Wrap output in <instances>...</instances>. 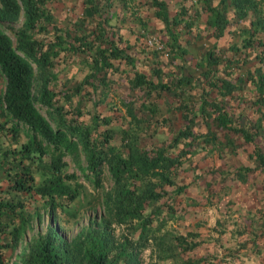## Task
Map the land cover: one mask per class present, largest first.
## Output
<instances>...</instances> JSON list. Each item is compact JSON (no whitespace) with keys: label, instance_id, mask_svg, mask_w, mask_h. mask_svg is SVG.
Returning <instances> with one entry per match:
<instances>
[{"label":"trees","instance_id":"16d2710c","mask_svg":"<svg viewBox=\"0 0 264 264\" xmlns=\"http://www.w3.org/2000/svg\"><path fill=\"white\" fill-rule=\"evenodd\" d=\"M48 1L0 0V21L15 20L21 11L24 17L22 28L13 32L15 43L0 26V77L4 82L0 93V135L8 142L7 146L0 148V264H4L3 250L15 247L25 224L23 204L19 200L5 198V193H31L44 199L51 207L69 206L79 198L82 185L76 181L74 174L63 173V157L80 154L85 165L78 170L94 189L102 187L101 174L104 169L112 183L111 189L101 196L104 214L98 222L101 229L87 226L61 246L56 243L55 229L48 227L43 235L33 240L18 264H141L137 254L153 237L155 230L151 226L152 221L158 219L163 211V207L155 203L169 196H178L185 189V184L173 181L185 155L198 147L207 148L204 145H208L207 149L210 150L226 151L229 148L235 153L236 146L232 139L239 138L250 146L248 157L253 165L233 169L232 177L245 182L247 173L264 175V140L256 136L264 127V64L251 70L247 68L246 74L241 73L231 81L226 76L230 73L220 72L217 67L221 63L222 67L229 68L231 60L221 50L212 47L203 51L195 63L196 67L202 68L199 73L201 80L175 72H168L163 79L158 61L152 62L154 64L150 68V76H154L155 80L135 70L129 75L125 73L124 79L130 90H134L135 96L149 98L152 94L158 96L163 92L176 98L178 103L172 109L179 111L182 124L165 145L140 148L131 127L120 131V143L115 145L114 132L109 126L110 118L93 113L89 122L79 120L81 111L75 106L72 108V96L79 92L82 84L89 85L92 90L100 87V84L106 86V73L118 71L115 63L132 66V57L127 52L129 45L119 36H106L97 22L89 40L84 36L76 37L82 46L88 44L93 50L91 61L94 70L70 91L53 90L50 88L55 82L53 60L61 49H65L64 38L69 32H60L56 28L46 8ZM81 1L80 25L98 16L100 10L96 0ZM107 1L110 3V0ZM196 3L201 4L200 7L206 12L205 24L216 38L222 36L230 19L236 23L247 20L246 25H240L238 29L243 36L242 47H251L256 43L261 47L259 60L264 59V0H196ZM151 4L155 16L165 25L170 48L174 52L187 54L186 49L178 43L175 30L180 21L190 24L191 19L188 16L184 18L186 11L183 6L170 16L162 0H151ZM228 11L232 14L230 18ZM194 13L199 15L196 7ZM49 26L58 33L45 40L43 34H46ZM117 41H122L123 45L117 46ZM72 44V41L68 42L66 47L73 48ZM230 48L232 51L238 50L237 44H231ZM245 79L253 85L255 95L256 118L248 127L239 123V116L238 122H235L231 113L223 107L225 97L231 95L237 89V84H243ZM196 81L203 84L199 88L201 94L197 105L189 103L183 96L185 89ZM104 96L105 93L102 98ZM64 105L67 110H63ZM124 106L128 122L137 123L132 106ZM152 106L154 104H139L140 108L148 109L150 113L154 111ZM65 114L68 116L64 117ZM197 116L204 123L205 130L195 133L192 125ZM241 118L245 119L243 116ZM218 133L224 141L218 138ZM21 137L24 139L21 140ZM35 171L42 176L39 183L34 180ZM219 171L220 175H224L228 170ZM164 185L172 189L166 191L162 188ZM166 205V210L171 214V210H174L168 203ZM15 217H19L16 223ZM168 217L165 214L162 219ZM162 219L158 220L156 229L162 225ZM111 224L130 227L127 230L130 229V233L136 231L135 238L130 240L124 235L120 241L115 240L106 230ZM168 235L179 250L192 249L197 243L187 241L186 237L195 236L191 232ZM163 243L162 239L155 241V246L162 253L160 258H175L171 247ZM198 261L187 259L182 264H195Z\"/></svg>","mask_w":264,"mask_h":264},{"label":"rangeland","instance_id":"374dc122","mask_svg":"<svg viewBox=\"0 0 264 264\" xmlns=\"http://www.w3.org/2000/svg\"><path fill=\"white\" fill-rule=\"evenodd\" d=\"M96 1L100 7L99 15L84 21L81 25L78 23L83 10L81 0H49L46 3L56 28L60 29V32H69L64 38L65 49H61L54 57L52 70L55 82L50 88L70 91L76 85H80L81 80L94 70L91 61L93 50H90L88 44L82 46L76 37L84 36L89 40L91 30L97 22L102 26L106 36L109 38L119 36V39L126 42L133 65L115 63L118 65V71L106 73V82L108 81L106 86L100 84V87L92 90L89 85L82 84L79 92L72 96V108L75 106L81 111L79 120L89 122L93 113L110 118L109 126L114 132L115 145L120 143L122 135L120 131L130 127L140 148L165 145L182 124L181 118L178 117L179 111L172 109L178 103L176 98L163 92L158 96L152 94L149 98L143 95L135 96L134 90H130L124 79L125 73L129 75L135 70L155 80L154 76H150V68L154 64L152 62L158 61L157 65L162 69L163 79L168 72H175L201 80L199 73L202 68L196 67L195 63L203 51L212 47L221 50L222 54L231 60L229 68L222 67L221 63L217 66L218 71L230 73L226 76L231 81L241 73L246 74L247 68L251 70L264 64V59L259 60L260 46L254 43L251 47H242L243 36L238 33V29L240 25H246L247 20H238L236 23L230 19L222 36L216 38L206 26V12L200 7L201 4H195L196 0H162L168 15H174L182 5L186 11L184 18L188 16L191 19L189 25L180 21L175 28L177 41L186 49L187 54L174 52L170 48L165 25L155 16L151 0H110V3L107 0ZM195 7L199 10V15L194 13ZM227 16L232 17L231 12L228 11ZM23 20L21 11L15 20L0 21V26L13 43H15L13 32L22 28ZM57 33L49 26L43 37L50 40ZM39 37L44 40L42 36ZM71 41L74 47H66ZM116 44L123 45L122 41H117ZM231 44H237L238 50L232 51ZM3 84L0 77V93ZM238 85L239 83L231 95L225 97L223 107L231 113L235 122H238L239 116L241 121L239 123L248 127L256 118L254 89L248 79ZM201 86L203 84L196 81L185 89L183 96L189 103L198 104ZM103 93L105 96L102 98ZM140 103L154 104L153 113L140 108ZM124 104L132 106L137 123L128 122L129 117L126 115ZM63 110H67V106L64 105ZM198 117L192 125L195 133L205 130L204 123ZM163 118L165 119L162 120ZM217 136L224 141L221 134L218 133ZM256 136L259 140H264V127ZM23 139L21 137V140ZM232 141L236 146L235 153L229 151V148L227 152L215 151L207 149L208 145H204L207 148L198 147L191 154L185 155L181 169L175 171L173 176V181L185 184V189L178 196H169L155 203L163 207V211L158 219L152 221L151 226L155 230L153 237L147 240L146 245L137 254L141 264L153 262L182 264L187 259L199 260L195 264H206L209 261L211 264H264V175L247 173L245 182H239L232 177L233 169L253 165L252 159L248 157L250 146L239 138ZM7 144V140L0 135V148ZM63 160L65 162L63 173L74 174L76 181L82 185L79 198L68 204L69 206L51 207L44 199L31 193L17 194L13 191L5 193V198L10 201L19 200L23 204L25 224L15 247L3 250L4 264H18L33 240L38 235H43L48 227L55 229L56 243L61 246L70 242L87 226L101 229L98 223L104 217L101 196L112 187L107 171L104 169L101 174L102 187L94 189L78 170L85 165L82 154L64 156ZM219 170L228 171L220 175ZM41 179L40 173L35 171V182L39 183ZM162 188L166 191L172 189L167 185ZM167 203L174 210H171V214L168 209L166 210ZM165 214L169 217L163 220ZM18 219L19 217H15L14 223L18 222ZM160 219L163 223L156 229ZM127 228L130 227L111 224L106 230L117 241L124 235L130 240L134 239L136 231L130 233V229ZM186 232L195 234L186 237L187 241L197 243L192 249L179 250L171 243L168 234L184 235ZM158 239H162L163 245L171 247L175 258H160L161 250L155 246Z\"/></svg>","mask_w":264,"mask_h":264}]
</instances>
